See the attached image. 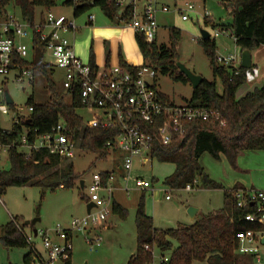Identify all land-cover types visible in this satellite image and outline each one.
<instances>
[{
	"label": "trees",
	"instance_id": "1",
	"mask_svg": "<svg viewBox=\"0 0 264 264\" xmlns=\"http://www.w3.org/2000/svg\"><path fill=\"white\" fill-rule=\"evenodd\" d=\"M57 0H0V20H5L9 14L15 15V9L20 12L19 18L33 29L32 52L33 60L19 56L14 57L12 69H39L48 74L53 68L45 61L46 41L41 33L36 31V9L42 8L41 22L38 24L41 31L45 24V15L53 11ZM65 5L73 7V16L78 18L93 7H99L105 16L114 24L121 26L129 23L133 18V6L127 7L123 12L111 0H67ZM231 8L232 21L221 26L234 37L238 47L253 52L264 46V0H230L225 3ZM14 11V12H12ZM54 12V11H53ZM55 13V12H54ZM208 19V18H206ZM180 30L171 28L170 46L157 45V42L148 43L140 33L135 39L144 58V65L149 66L168 75L175 82H190L180 71L177 59V44L180 40ZM204 51L208 56L215 77H219L223 91L217 92L216 81L203 80L193 91L187 104L216 111L220 118L216 122L194 121L187 125L186 133L175 135L168 146L155 143L152 158L160 162L172 163L174 172L166 177L163 184L171 189H184L193 185L197 179L206 189L224 190L223 207L209 214H204L191 225L180 224L177 228L162 230L154 226V221L145 211L144 195L141 196L135 216L136 242L135 253L129 258L127 264H150L153 261V249L156 246L162 253L170 252L167 261L162 264H194L206 262L207 264H254L253 255H243L238 252L239 241L237 234L246 230H261L257 223L249 222L245 217L254 211L251 204L244 207L237 206V190H247L241 184L232 189H225L221 183L213 180L204 170L200 158L209 153L215 159L226 156L229 164L236 167L240 153L244 151H264V86L255 88L241 98L236 94L245 84L250 69L239 65L225 66L217 62L216 42L213 38L202 39ZM89 63L97 67L95 53L90 51ZM110 65L109 55L106 66ZM120 65L130 71L135 67L126 63L122 58ZM252 69V68H251ZM33 79V77H32ZM48 88L55 93V84L48 76ZM72 94V103H66L62 98L52 97L49 101L36 104L33 95L27 99V105L33 110L27 118L20 123H14L11 130L0 133V141L11 144L8 155L11 161L10 169L0 166V197L4 196L10 187L39 185L45 188L63 186L72 187L80 175L75 172L72 162L51 154L46 149L32 151L29 157L18 148L21 134L26 129L29 140L32 142L39 134H45L63 120L69 129V138L78 144L84 151H90L99 159H105L110 154V148L105 146L108 141L114 140L119 134L117 127H88L85 120L77 113L84 105L78 90L69 89ZM161 95L169 100V98ZM225 125H221V121ZM143 128L155 134L157 129L145 122H140ZM112 174L102 172L103 183L106 184ZM83 199L88 201L87 196ZM112 211L121 218L128 216V209L113 201ZM22 220L13 218L3 227L0 242L6 248H29L24 232L27 226L21 224ZM177 243V246L173 242ZM149 246V249H146ZM31 252L23 258L22 264H31ZM63 264H72L71 254Z\"/></svg>",
	"mask_w": 264,
	"mask_h": 264
},
{
	"label": "rangeland",
	"instance_id": "2",
	"mask_svg": "<svg viewBox=\"0 0 264 264\" xmlns=\"http://www.w3.org/2000/svg\"><path fill=\"white\" fill-rule=\"evenodd\" d=\"M67 0H57V5L53 11L57 15L73 18V7L65 5ZM230 0H158V5H166L168 12L160 11L157 15L158 30L156 36L157 45L170 46L171 28L180 30V40L177 44L178 61L196 75H200L207 81H216L217 92L222 93L223 86L219 77H215L211 62L206 55L202 41L201 31L205 30L216 42V56L237 55L236 65H241V48L237 46L234 37L230 32H223L222 27L216 25H226L231 23V8H227L225 3ZM143 1H140V6ZM189 5H194L191 12H187ZM181 10V11H180ZM14 12V11H12ZM45 11L38 7L36 9L35 24L41 22L42 14ZM91 13L105 15L99 7H93L78 18L85 19ZM101 13V14H100ZM45 14V13H44ZM187 15L188 19L183 20L182 16ZM208 16V19L205 16ZM15 15L19 18L18 9ZM120 27H124L121 25ZM29 36L21 39L29 48L26 57L28 61L33 60L32 43L33 29L30 27ZM219 33L216 36V33ZM69 33V32H68ZM67 36V34H66ZM78 44V43H77ZM85 46V43H83ZM121 46L122 58H127V51L130 49L126 42L120 41L115 46L106 45V56L109 55L110 65L116 66L118 63L119 47ZM116 48L118 51L113 56L109 50ZM131 50L139 59V47L131 45ZM116 55V56H115ZM118 56V57H117ZM79 57V56H78ZM46 58L52 62L48 54ZM80 58V57H79ZM84 63L88 59L80 58ZM259 61L261 69L264 71V47H259L253 51V62ZM106 66V63L103 66ZM250 69L247 80L237 91V98L246 95L257 88V83L253 81V71ZM33 79H16L17 69H13L6 77L0 76V84H3L6 93L13 100L8 104L4 96V104L0 107V128L11 130L17 119L27 118L31 111L27 105V99L33 95L36 104L49 101L52 97L62 98L66 103H72V94L64 87V71L59 67L48 69L45 74L39 69L32 70ZM48 76L55 84V93L48 88ZM157 90L166 95L173 104L186 105L193 95V85L191 82H175L168 75L157 73L156 78L151 79ZM77 113L85 121L91 118L85 109H78ZM0 166L6 170L10 169L11 161L7 153H3ZM124 152L120 149H111L110 154L105 159H99L96 154L77 148L75 156L69 160L73 163L75 172L80 178L75 181L72 187L66 188H45L39 185L10 187L4 196L0 198V236L3 235V227L14 217L22 220H33L40 218L34 227L37 230H53L58 225L68 228L72 219L82 218L87 215V203L82 198L89 196V186L93 181V174L97 172H110L114 177V186H117L116 197L119 202L128 209V216L121 218L112 213L107 221H112L109 229H97L92 232V237L98 234L101 238L99 245H94L91 249L85 241L84 234H74L72 239L73 249L71 252L72 264H127L130 256L136 251V207L137 201L144 195L145 211L153 216L154 225L159 229L177 228L180 223L193 224L188 209L195 207L200 210V214L214 213L220 210L224 204V190L206 189L197 179L198 187L194 191L187 189H171L163 184L166 177L174 172L172 163L160 162L157 159L150 160L142 165L137 159L131 178L127 179V172L121 169L124 159ZM200 163L206 173L216 182L221 183L225 189L233 188L236 184H242L248 190H264V151H244L240 153L236 167H232L226 156L215 159L209 153H204L200 158ZM140 177L144 181L152 183L150 191L140 190L137 187L136 179ZM86 181V189L82 188L81 181ZM128 188L129 193L124 191ZM170 199L167 200L166 196ZM200 215V216H201ZM184 225V224H183ZM31 226L25 228L27 233H31ZM36 246L42 248L39 238L35 239ZM175 246L177 243L173 242ZM153 249V261L150 264H162L165 257L170 256V252L162 253L156 246ZM29 252L28 248H6L0 242V264H22L24 256ZM166 260V259H165ZM198 264H207L198 263ZM254 264H259L256 261ZM264 264V257H263Z\"/></svg>",
	"mask_w": 264,
	"mask_h": 264
},
{
	"label": "built area",
	"instance_id": "3",
	"mask_svg": "<svg viewBox=\"0 0 264 264\" xmlns=\"http://www.w3.org/2000/svg\"><path fill=\"white\" fill-rule=\"evenodd\" d=\"M81 0H74L78 3ZM123 12L127 7L133 6V18L124 26L132 28L136 33L144 36L148 43L156 41L158 22L157 15L160 11L168 12L166 5L159 6L158 0H111ZM140 1H143L140 6ZM194 5H189L187 12H191ZM181 11V10H180ZM188 19L187 15L182 16ZM205 18H208L207 14ZM95 19L93 13L88 15V21ZM77 26L73 19L64 15H57L48 11L45 15V24L42 31L36 26V31L41 33V38L46 41L45 56L52 58L49 63L53 68L59 67L64 71V87L76 89L90 119L85 121L88 127H117L119 134L114 140L108 141L105 146L110 149H120L124 152L121 169L127 172V179L131 178L134 164L137 159L146 164L152 158V150L155 143L168 146L175 135L182 136L186 133V127L194 121L216 122L219 114L203 107L189 104L180 106L165 99L157 90L151 79L157 76L156 70L144 64L130 71L120 64L116 66L93 67L89 62L84 63L76 54L73 43L66 36L68 32L76 30ZM30 25L22 21L14 14H9L5 20H0V76L6 77L13 69L15 54L26 58L29 48L20 39L29 36ZM223 32H229L222 29ZM219 33H216L218 36ZM237 55L217 56V62L225 66H236ZM16 79H32L30 69H17ZM6 90L0 84V107L4 104ZM32 111L33 108L29 107ZM140 122L155 127V134L146 131ZM17 119L14 123H20ZM225 125V121H221ZM5 130L0 128V133ZM12 145L0 141V161L2 152L7 153ZM18 148L29 157L34 150L46 149L51 154L59 155L65 159L75 156L79 148L76 142L69 138V129L63 120L52 129L51 132L39 134L31 142L28 131L25 129L21 134ZM112 176L106 184L103 183L102 172L93 174V181L89 186L88 201L95 206L85 217L72 219L68 228L58 225L53 230H38L37 235L24 232L26 241L31 252V264H63L70 256L74 234H84L85 241L91 249L99 245L101 240L98 234L93 237L92 232L105 222L113 213L114 188ZM138 187L151 188L152 184L138 177ZM196 182L187 185L184 189L192 191ZM64 188L63 186H60ZM128 190V188H126ZM237 206L244 207L248 203L254 207L245 219L257 223L261 230H246L237 234L239 241L238 252L243 255H253L255 261L263 264L264 257V190H237ZM1 198V197H0ZM166 199H170L167 195ZM39 238L42 248L36 246L35 239ZM146 246V249H149ZM168 259L166 258L165 261Z\"/></svg>",
	"mask_w": 264,
	"mask_h": 264
},
{
	"label": "crops",
	"instance_id": "4",
	"mask_svg": "<svg viewBox=\"0 0 264 264\" xmlns=\"http://www.w3.org/2000/svg\"><path fill=\"white\" fill-rule=\"evenodd\" d=\"M16 10L17 9H15L14 11H16ZM94 15H95V19L92 22L88 21V17H86L85 19L74 18V16H73V18H70V19H73L75 21V24H76L77 28H76V30L67 33V37L73 43V46H74V49H75V52H76L77 56H79L80 58L88 59L87 61L89 62V60H90V51H91V49H93V51L95 53L96 65L100 67V66H103L106 63V61H107V57H105L106 56V48H105L106 45H111L112 44L113 46H115V43H119L120 41H122L124 43V41H125L127 46L130 48L126 52L128 57L125 58V59L122 58L121 46H120L119 47V54H118L119 57L117 56L118 57V63L120 64L121 58H122L129 65H132V66L142 65L144 63V58H143L142 53L140 52V49H137L140 52V55H139L140 57L138 59L135 56L134 51L131 50V47H130L131 45H134L135 48H138V45H137V42H136V39H135L136 31L134 29L126 27V26L120 27V26L114 24L113 22H111L103 14L102 15H97V13H95ZM83 43H85V46L83 45ZM261 47H264V46H261ZM113 51H114V53L118 52L115 47L112 48L111 50H109L110 55H112V56H113ZM251 53H252V68L255 69L252 72L253 75H254L253 76V81H255V83H257V85H258L257 88L258 87H262V86H264V71H263V69H261L258 60H256L255 61L256 63L254 64V62H253V52H251ZM45 61L48 62L46 56H45ZM241 97H243V96H241ZM142 165L145 166L144 163H142ZM82 181H84V180H82ZM110 182L112 183V186L114 188V201H116L117 203H119L120 205L123 206V204L121 202H119V200H117V197H116V192H117L118 189H117V186H114V177H113V175H112V180H110ZM83 183H84L83 184L84 185L83 189H86V181H84ZM195 187H198V185L195 184ZM243 187L246 188L245 186H243ZM59 188H61V187H59ZM138 188L140 190H142V191H144V190L150 191V189H151V188H143V187H138ZM230 189H232V188H230ZM194 190H192V191H194ZM124 191H127L129 193V190L125 189ZM139 200L137 201V205H138ZM86 203L88 204L89 201H86ZM147 214L153 218V216L150 215L149 212ZM200 215L201 214H200V210H199V212L196 215L194 220H196V219H198L199 217L202 216V215L201 216ZM194 220H192V221H194ZM112 224H113V222L109 221V219H108V221L106 220L105 222L101 223L100 226L98 228H96V230L97 229H102V228L103 229H109V228L112 227ZM180 224L187 225V224H185V221H184V223H180ZM156 228H158V227H156ZM167 229H172V228H167ZM167 229H162V230H167ZM33 230H34V227H32L30 229V231L32 233H33ZM163 258L165 260L167 257H165L163 255ZM198 263H204V262H194V264H198Z\"/></svg>",
	"mask_w": 264,
	"mask_h": 264
},
{
	"label": "water",
	"instance_id": "5",
	"mask_svg": "<svg viewBox=\"0 0 264 264\" xmlns=\"http://www.w3.org/2000/svg\"><path fill=\"white\" fill-rule=\"evenodd\" d=\"M202 39H208L211 37V35L205 31H201ZM178 67L180 71L189 79L191 84L193 85V88L196 89L204 80L202 76L196 75L193 72H191L189 69H187L184 65L178 63ZM241 67L244 69H251L252 68V53L250 50H243L241 52ZM6 101L8 104H12L13 100L11 99L10 95L6 93ZM84 181H81L82 188L84 187ZM95 206L93 202H89L87 204V213H90L91 209ZM199 209L195 207H189L188 213L192 220L195 219L196 215L198 214ZM40 221V218H35L33 220H26L24 221V226H35L37 222ZM38 230L34 228L33 233L36 236ZM264 243V238H263ZM87 264V263H86Z\"/></svg>",
	"mask_w": 264,
	"mask_h": 264
}]
</instances>
